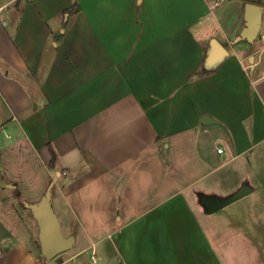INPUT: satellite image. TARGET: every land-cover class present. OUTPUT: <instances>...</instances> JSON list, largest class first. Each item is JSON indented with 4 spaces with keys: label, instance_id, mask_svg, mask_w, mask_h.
Returning a JSON list of instances; mask_svg holds the SVG:
<instances>
[{
    "label": "crops",
    "instance_id": "obj_1",
    "mask_svg": "<svg viewBox=\"0 0 264 264\" xmlns=\"http://www.w3.org/2000/svg\"><path fill=\"white\" fill-rule=\"evenodd\" d=\"M248 2L264 15V0H0V173L47 191L34 208L49 197L71 242L48 258L42 214L31 238L0 197V264H225L198 193L235 191L234 160L264 139V47L236 40Z\"/></svg>",
    "mask_w": 264,
    "mask_h": 264
},
{
    "label": "rangeland",
    "instance_id": "obj_2",
    "mask_svg": "<svg viewBox=\"0 0 264 264\" xmlns=\"http://www.w3.org/2000/svg\"><path fill=\"white\" fill-rule=\"evenodd\" d=\"M262 33H264V15L260 33L254 42H246L249 50L258 49L259 51L264 47ZM258 51L255 52L257 56ZM263 67L264 63H260L254 72L256 74L261 73ZM216 144L223 146L224 141L213 142V146ZM250 152L251 154L241 155L234 160L235 164L232 167L236 176L248 178L247 181L252 182L257 187L256 190L212 214H203L208 239L225 264H264V139L254 143ZM209 179V187L215 188L219 192H226L232 182L229 176L224 178L217 174H211ZM6 182V178L4 179L0 173V197L19 198L22 202L18 204L22 215L18 222L22 228L30 233L29 237L38 236L41 226L40 220L35 216L36 209L33 204L41 199L44 194L47 195V191L40 188L29 190L28 193H21L18 189L6 187ZM53 195L55 196V189L52 188L51 199ZM23 196H26L27 199L20 198ZM26 200L30 202L29 207ZM51 206L60 217V208L53 202ZM67 251L71 250H66L59 255L64 257L69 253ZM42 252L44 253L43 248ZM42 252L37 251L40 255Z\"/></svg>",
    "mask_w": 264,
    "mask_h": 264
},
{
    "label": "water",
    "instance_id": "obj_3",
    "mask_svg": "<svg viewBox=\"0 0 264 264\" xmlns=\"http://www.w3.org/2000/svg\"><path fill=\"white\" fill-rule=\"evenodd\" d=\"M263 7L259 3L248 2L245 6V26L243 27L236 40L246 39L253 42L258 36L261 28ZM227 50L218 41H212L210 56L221 58ZM204 124L217 123L218 121L210 114H204L202 117ZM254 191V186L244 181L235 191L228 194L217 193H198L199 202L206 213H213L230 203L242 198ZM36 209L42 214L45 231L42 237L43 251L48 258H54L60 253L68 250L71 246L70 240H67L61 233L56 214L50 207V199L47 198L43 205H36Z\"/></svg>",
    "mask_w": 264,
    "mask_h": 264
},
{
    "label": "built area",
    "instance_id": "obj_4",
    "mask_svg": "<svg viewBox=\"0 0 264 264\" xmlns=\"http://www.w3.org/2000/svg\"><path fill=\"white\" fill-rule=\"evenodd\" d=\"M261 37L264 39V33L261 34ZM263 74H264V71H263ZM216 151L217 152H223L224 151V147L217 145L216 146Z\"/></svg>",
    "mask_w": 264,
    "mask_h": 264
},
{
    "label": "trees",
    "instance_id": "obj_5",
    "mask_svg": "<svg viewBox=\"0 0 264 264\" xmlns=\"http://www.w3.org/2000/svg\"><path fill=\"white\" fill-rule=\"evenodd\" d=\"M51 153H52V158H51V164H54L55 158H56V153L53 150L52 147H50Z\"/></svg>",
    "mask_w": 264,
    "mask_h": 264
}]
</instances>
